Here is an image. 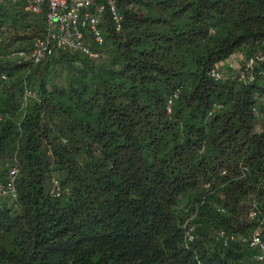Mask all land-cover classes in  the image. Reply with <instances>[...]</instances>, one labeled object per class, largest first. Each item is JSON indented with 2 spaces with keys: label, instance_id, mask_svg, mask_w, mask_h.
I'll list each match as a JSON object with an SVG mask.
<instances>
[{
  "label": "trees",
  "instance_id": "1",
  "mask_svg": "<svg viewBox=\"0 0 264 264\" xmlns=\"http://www.w3.org/2000/svg\"><path fill=\"white\" fill-rule=\"evenodd\" d=\"M116 3L99 59L31 65L45 11L0 0V264H258L219 233L264 241V63L210 73L264 51V0Z\"/></svg>",
  "mask_w": 264,
  "mask_h": 264
},
{
  "label": "built area",
  "instance_id": "2",
  "mask_svg": "<svg viewBox=\"0 0 264 264\" xmlns=\"http://www.w3.org/2000/svg\"><path fill=\"white\" fill-rule=\"evenodd\" d=\"M16 1V0H13ZM25 11L30 14H40L45 11V29L40 37L33 40L28 53L20 51L16 55L20 59L32 64H39L47 58L62 53H75L91 60L100 58V50L107 41L106 28L109 24L115 32L122 28V15L118 11L116 0H24ZM264 63V51L243 60L236 78L239 82L247 84L255 80L256 68ZM211 77L224 80L225 77L218 70H212ZM264 75V73H263ZM175 93L167 101L166 110L169 113L175 99ZM35 98V93L27 90L24 100ZM264 103V94L259 98ZM18 169L12 167L8 171L7 179L0 183V196H16L15 179ZM264 222V214L257 209L250 210L248 220ZM190 232L187 234L189 241L193 239ZM226 244L228 241H237L247 246L254 252L253 259L258 264H264V241L259 230L250 235L230 234L224 231L219 233Z\"/></svg>",
  "mask_w": 264,
  "mask_h": 264
},
{
  "label": "rangeland",
  "instance_id": "3",
  "mask_svg": "<svg viewBox=\"0 0 264 264\" xmlns=\"http://www.w3.org/2000/svg\"><path fill=\"white\" fill-rule=\"evenodd\" d=\"M17 54V53H16ZM16 54H14V55H12L11 56V58H14V59H16V60H19V61H24L25 62V60H23V59H20L19 57H17V55ZM61 54H57L56 56H54L53 58H57V57H59ZM237 56H241V58H238ZM242 58H243V54H237L234 58H230V60L227 62L228 64H234L235 65V67L236 68H234V69H228L227 70V68L226 67H224V68H220V70H219V72L221 73V74H223L225 77H231V76H235L236 75V73L238 72V70H239V67H240V64H241V61H242ZM31 65H33V64H31ZM45 72V71H44ZM264 104V103H263Z\"/></svg>",
  "mask_w": 264,
  "mask_h": 264
},
{
  "label": "crops",
  "instance_id": "4",
  "mask_svg": "<svg viewBox=\"0 0 264 264\" xmlns=\"http://www.w3.org/2000/svg\"><path fill=\"white\" fill-rule=\"evenodd\" d=\"M238 58H241V56H237ZM231 67L234 69L236 68L234 64H231Z\"/></svg>",
  "mask_w": 264,
  "mask_h": 264
}]
</instances>
